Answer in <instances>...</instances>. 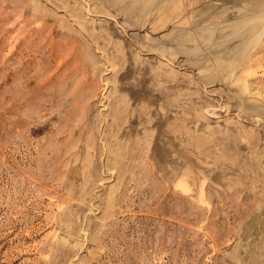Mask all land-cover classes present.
<instances>
[{
	"label": "rangeland",
	"instance_id": "rangeland-1",
	"mask_svg": "<svg viewBox=\"0 0 264 264\" xmlns=\"http://www.w3.org/2000/svg\"><path fill=\"white\" fill-rule=\"evenodd\" d=\"M0 264H264V0H0Z\"/></svg>",
	"mask_w": 264,
	"mask_h": 264
}]
</instances>
